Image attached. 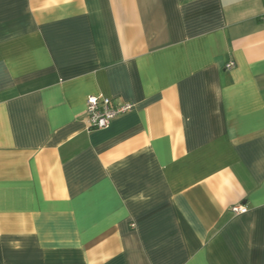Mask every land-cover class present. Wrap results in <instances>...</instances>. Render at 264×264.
<instances>
[{"label": "crops", "instance_id": "0c3cea01", "mask_svg": "<svg viewBox=\"0 0 264 264\" xmlns=\"http://www.w3.org/2000/svg\"><path fill=\"white\" fill-rule=\"evenodd\" d=\"M0 264H264V0H0Z\"/></svg>", "mask_w": 264, "mask_h": 264}, {"label": "built area", "instance_id": "2783aa9c", "mask_svg": "<svg viewBox=\"0 0 264 264\" xmlns=\"http://www.w3.org/2000/svg\"><path fill=\"white\" fill-rule=\"evenodd\" d=\"M233 67V63L227 65V69H232ZM133 108L134 104L131 102H117L103 95L88 97L86 103L88 131L109 128L115 118L132 111ZM247 211L248 209L244 206H236L232 209L235 214H244Z\"/></svg>", "mask_w": 264, "mask_h": 264}]
</instances>
